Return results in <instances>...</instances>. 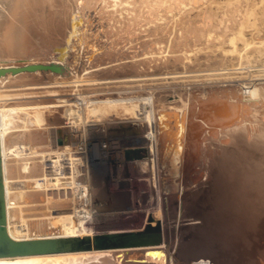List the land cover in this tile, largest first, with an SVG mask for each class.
<instances>
[{"label": "bare ground", "instance_id": "1", "mask_svg": "<svg viewBox=\"0 0 264 264\" xmlns=\"http://www.w3.org/2000/svg\"><path fill=\"white\" fill-rule=\"evenodd\" d=\"M189 1L0 0V67L17 66L14 63L19 62L15 61L18 57L23 60H21L23 63L19 65L31 64L25 63L26 58L33 56L38 50L44 56H37L33 60L41 63L44 57L45 61L60 63L64 67L62 72H55L59 75L51 70H45L46 72L35 70L16 74L9 72L4 76L17 75L13 80L20 84L42 81L48 72L49 75L53 73L55 79L61 78L62 80H55L61 83L69 80L68 77L74 74L76 79L74 78L70 84L75 85L76 90L79 91V93L77 91L78 95L68 90V95L54 100L38 101L36 99V102L34 99L35 102L29 103H26L28 100L0 102V136L7 229L10 236L21 240L93 235L99 231H137L125 225H117L118 221L124 220L125 216L137 211L147 213L148 220L144 227L146 228L150 223H157L162 236L161 244L155 246L19 256L15 257V260L2 257L0 264H188V259L187 262L183 260L182 253L175 252V242L179 243L186 236L195 235V233L202 237L214 224L219 234L223 231V241L228 246L227 253L224 250L222 251L225 253H221V256L225 258L216 259L215 255L214 258L212 256L215 264L218 259L224 264H264V81H260L264 78L262 70L254 74H245L240 70L231 71L227 76L217 75L211 78L210 82H221L220 84L207 83L203 86L176 87L174 90L178 99L174 101L166 99L165 92L168 89L165 90L163 83L160 85L165 91L162 88L157 90L158 88L154 89L155 87L150 86L153 89L140 91V97H137L139 94L134 90L130 91L131 89L125 92L120 91L131 86L130 81L125 83L127 85L123 83L122 86L118 85L115 90H112L113 92L119 90L116 96L112 94V96H101V93L95 94V91L83 94L84 92L80 91L81 79L96 75L98 70L113 72L131 68L136 74V72H142L144 62L150 65L157 63L161 70L178 61L187 67L188 62L194 60L190 52L188 36L194 29L204 31L205 24L202 18H200L202 22L197 24L190 18V20L184 18L183 13H186L184 11L193 10ZM231 5L230 7L233 6ZM237 5L239 4L235 7H238ZM227 10L229 11L230 8L228 7ZM235 10L237 11L236 8ZM238 11V14H244L240 13L244 10L239 8ZM191 16L188 15V17ZM72 17L78 21V26H75L77 35L67 45L66 37L74 31L71 26ZM170 22H173V25L167 28ZM151 30L154 31L153 38L140 40L143 35L148 37ZM40 32L45 33L48 38L46 42H42L43 46H38L40 48L36 46L32 50L28 42L31 37L38 36ZM207 36V33L201 34L198 39H204ZM35 39L37 42V38ZM202 41L199 42L203 44ZM58 46L67 47L64 61H60L56 55L52 54L53 48ZM251 75L254 77L249 83L243 81L226 83L229 80H243ZM134 80L131 81L133 84L136 82L140 84L139 79ZM181 81L195 83L196 79L186 77ZM24 89L27 90V88ZM139 89L137 88V91ZM140 105L144 109L142 117L137 114ZM59 106H63V112L70 111L65 121L62 124L59 122V125L56 123L50 126L49 132H40V128L44 129L42 122L46 120L42 117L46 116L43 112ZM86 110L88 115H85ZM162 111L165 113L160 114ZM109 112L115 115L111 120L97 119L90 123V120H94L96 116L92 113L107 114ZM172 119H175L173 126L170 124ZM111 122L114 125L111 124L108 127V123ZM160 124L164 127L168 126L167 133L164 132V128L160 131ZM63 127L65 131L61 133L62 138L59 140L58 128ZM86 128L98 134L100 130L104 137L107 131L109 134V129L112 133L122 132L133 135L131 139L138 143L135 150L137 149V153L141 154L140 158L143 161L142 163L138 160L141 166L138 165L137 167L140 166V168L135 169L137 171L134 177L136 183L140 184L143 195L138 199L127 184L131 182V179L123 177L121 173L112 174L111 172L109 178L116 184L120 199L128 194L130 199L125 196L127 199L119 202L118 196L115 197L110 192L105 194V197L109 199H104L98 195L93 196L88 189L89 196L84 200L81 197L82 192L78 202L74 201V207L69 208L77 212L76 218L73 217L74 211V213L71 211L73 214L70 216L62 215L63 217L52 218L53 216H50L54 213L53 208L63 205L62 207L66 206L65 209L68 212L67 207L73 199L69 200L70 204H63L65 200L52 203L47 187L70 184V191L76 195L82 188L77 184L80 175L75 174L77 171L74 163L81 162L80 164L84 166V173L81 175L83 181L91 179L92 168L95 166L104 168L108 160L118 161L122 169L126 170L125 162L118 158L119 154L113 149L115 147L102 148L100 141L97 148L99 150L92 152L93 154L89 156L87 152L77 151L80 149L77 146L78 142H72L75 137L71 139L65 137L67 132H80L84 139ZM178 129L179 134L176 138L174 135ZM38 132L40 136L36 135ZM72 135L78 136L77 133ZM37 138L39 141L36 140ZM166 138L167 143H170L172 138H174V144L178 143L175 148L168 151L169 154L172 151V160L174 157L179 158L180 154L183 160L181 174L178 176L179 181L176 183L171 179L172 193L164 191L162 186L164 174L160 165V156L164 150ZM58 140L61 141L59 145ZM67 143L69 146H66ZM20 146H22L21 150ZM53 147L56 149L53 150ZM17 148L18 151H16ZM101 148L104 150H100ZM46 161L52 162L49 171L46 169L48 166H45ZM25 180L26 184L31 181L34 187L28 188L26 184L24 185ZM38 201L40 203H36ZM183 245L185 246V243ZM203 245L205 247V244ZM147 249L159 250L160 253L149 256L144 253ZM195 255L197 257V254Z\"/></svg>", "mask_w": 264, "mask_h": 264}, {"label": "rangeland", "instance_id": "2", "mask_svg": "<svg viewBox=\"0 0 264 264\" xmlns=\"http://www.w3.org/2000/svg\"><path fill=\"white\" fill-rule=\"evenodd\" d=\"M201 1L198 0V2H197V0H190L189 2H190V5L192 6L193 10L192 9H188V10L184 11V12L187 13V15H185L186 13H183L185 19H189L190 18L191 21H193L196 24L197 23H201L202 19H203V21H205L204 31H202L201 29H196V30L194 29L192 31V34H189V36H188L190 52L192 53L191 54L192 55V59H194V60L188 62V66L187 67H185L184 64H181L178 61L175 64H172V63L169 64L165 69L161 70V68L159 67V65L157 63L156 64L154 63V64L150 65L147 62H144L143 63V68L144 69L142 70L141 73L140 72H136V74H134V69H131V68H127V69H124V70H115L113 72H111V71H107L106 72V71L98 70L96 75H94L92 77H88V78H84L83 77L84 79H81L82 81L80 82V84L81 83L82 84L80 86L81 87L80 91L84 92L83 94L92 93V92L94 93V91H95V94L96 93L97 94L101 93V96H105V95L106 96H109V95L110 96H112V95L116 96V95H118L119 90L114 91V92L112 90H115L116 89L115 87H117L118 85L120 86L123 83H124V85H127L125 83L126 82L129 83V81H130L129 85L131 84V86L125 88L126 90L125 89H121L120 90L121 92H125V91L131 89L130 91L134 90L135 93L139 94V95H137V97H140L141 96V92H143L145 90L153 89L154 87H155L154 89L158 88L157 90H159V89L161 90V88L164 86L165 90L168 89L167 90L168 92L167 91L165 92L166 99L168 101H174V100L178 99V95L176 94V92L174 90L176 87L185 86V85L187 87L188 86H195V85L203 86V85H207V83H209V84H220L221 82H215V83L212 82V81L210 82L211 78L214 77V76H217V75H225V76H227L231 71L240 70L242 72H245V74H254V72H257L259 70H262L264 72V0H245V1L244 0L243 1L242 0H203L204 2L202 1V3L203 4L206 3L204 5L201 3ZM236 4H239L237 6L240 8V10H244V11H240V13L243 12L244 14H242V13H241V15L238 14L239 13V11H238L239 8L235 7ZM201 5L204 6V7H200ZM227 5H229L228 6L230 8L229 11L227 10L228 9ZM230 5L233 8L230 7ZM244 7H245V9H242ZM231 8L234 11H236L235 10V8H236L237 11L234 12ZM247 8H249V9H247ZM197 9L201 10L200 11L201 13L198 10L200 16H201V14H203L201 17L199 16V14L197 12ZM203 9H204V11L202 12ZM188 11L189 12L193 11V12L189 13ZM225 13H227V14H225ZM188 15L189 16L193 15V16L188 17ZM239 15H240V17H239ZM221 17H223V18H221ZM227 17H228V19H227ZM200 18H202V19H200ZM241 18H243V20ZM192 19H194L195 21L192 20ZM235 19H236V21H235ZM198 20H200V21H198ZM221 20H222V22H221ZM239 20H240V23H239ZM233 21H235V23ZM237 21H238V23H237ZM241 21H243L242 24L244 26H242ZM236 23H237V25H236ZM172 25H173V22H170L167 25V28H169ZM150 32L151 33L148 34V37H146L147 35L146 36L143 35L142 38H140V40H143L145 38H153L154 34H152V32H154V31L151 30ZM205 33L208 34V36L206 38L198 39V36H201V34H205ZM45 36H46V39H45ZM149 36H151V37H149ZM35 38H37V42H35V40H36ZM47 38L48 37H47V35L45 33H41L40 32V34L38 36L35 35L34 37H31L32 41L30 40L28 42V46L32 47L33 48L32 50H34L36 48V46L37 47L38 46H40V47L43 46L42 42H44V41L46 42ZM39 39H40V41H39ZM41 39H43V40H41ZM200 40H203L202 42H204V43L201 44V42H199ZM38 42H40V44ZM60 43H62V42H60ZM40 47H38V48H40ZM30 50H31V48H30ZM40 52L41 51L38 50L37 52H35V54L33 56H30L29 58L27 57L28 59L26 58L27 62L25 61V63H38V62H40V61L37 62V60H33L37 56H44L43 54H40ZM37 54H39V55H37ZM30 59H31V62H30ZM42 60H41V63H45L47 61V60L45 61L44 57H42ZM21 63H23V62L19 61L17 63H14V65L15 64L19 65ZM10 64L13 65V63H10ZM3 65H5V63ZM129 69H131V70H129ZM42 71H45V70H42ZM121 71H123V72H121ZM23 72L27 73L29 71H23ZM108 72H110V73H108ZM101 73H102V75H101ZM54 74H56V73L54 72ZM56 75H59V74L57 73ZM8 76H1L0 77V102H2V103L3 102L12 103L13 101L14 102L15 101H20V102L21 101L22 102L25 101L26 102L27 100L28 101L26 103H29V102H35V101L37 102V100L40 101L41 99L42 100H44V99L45 100H47V99L48 100H54L56 98L65 97L66 95H68L67 93H69V92H71V93L73 92V93H76V94L79 93V91L76 90L77 89L76 86L75 85L73 86V84H70V82L72 83L74 81V78L76 77L74 74H72L71 76L68 77L69 80H66V82H61V83L60 82H55V80H62L61 78H56L55 79L53 73H50V75H49L48 72H47V75H45L46 77H44L42 79V81H35V82H28V83H22L21 82L20 84H19V82L16 83V81L13 80L14 77L17 76V75H13V77H10V74H9ZM263 76H264V74H263ZM186 77H193L194 79H196V82L195 83H192L190 81L189 82L188 81L182 82L181 79L185 80ZM252 77H254V76L251 75L250 77H248L246 79L237 80V81L229 80L226 83L227 84L228 83L232 84L233 82L237 83L239 81H243L244 83H249V81L252 79ZM52 78H53V80H52ZM90 79H92V80H90ZM132 79L133 80L134 79L135 80L139 79L140 84H138V82H136V84H133L132 83L133 82ZM142 79H144V80H142ZM70 80H72V81H70ZM257 80H259V79H257ZM67 81H69V83H67ZM95 81H96V83H95ZM120 81H122V82H120ZM260 81H264V78L260 79ZM31 83H32V85H31ZM118 83H120V84H118ZM143 83L146 86L142 85ZM157 83H159V85ZM162 83H163V86L161 87L160 84H162ZM164 83H166V84H164ZM21 84H23V85H21ZM28 84H29L30 87L28 86ZM64 84H66V86ZM104 84H106V85H104ZM108 84H109V86H108ZM136 85L138 87H136ZM139 85L141 87L144 86V87H142L143 90L141 89V87ZM153 85H155V86H153ZM101 86H102V88H101ZM110 86H112V87H110ZM113 86H114V89H113ZM132 86H133V88H132ZM150 86H152L153 88L150 87ZM14 87H15V89H13ZM105 87L108 88V89H106ZM109 87H110V90H109ZM17 88H20V89H17ZM23 88H27V90L26 89L23 90ZM82 88L83 89L85 88V89L83 90ZM137 88L138 89L140 88V89L137 91ZM163 88H162V90H164ZM71 89H72V91H71ZM102 89H104V90H102ZM105 89H106V91H105ZM17 90H18V92H17ZM68 90H69V92H68ZM73 90L74 91L76 90V91L74 92ZM89 90H90V92H89ZM77 91H78V93H77ZM23 92H25L26 94H24ZM102 93H104V94H102ZM32 99H33V101H32ZM34 99H35V101H34ZM78 102H80V101L78 100ZM142 108L143 107L141 105L138 106L137 114L140 117H142V115H143V110L144 109H142ZM64 109H65V107H64ZM86 111H85V115H88V111H87V113H86ZM65 112H67V110ZM65 112H63V106L54 107V108H51V109H47V111H44L43 115L45 114L46 116H42V117L44 119H46V120H44L46 123L44 121L42 122V124H44L43 125L44 129L40 128L39 131L40 132H42V131L43 132L44 131H48L49 132V130H50L49 127L50 126H52V125H54L56 123L58 124L59 122H61V124H62L65 121L64 119L67 118L66 115H68L70 113V111H68L67 113H65ZM90 114L91 113H89V115ZM92 115H94V116L96 115V116L94 117L95 118L94 120H92V121L90 120V123L95 122L97 119H100V120H102V119L103 120H107V119L111 120L112 118L115 117V115L110 113V112L107 113V114L106 113H102V114L92 113ZM102 115H104V116H102ZM48 117H51V118H48ZM59 119H60V121H59ZM111 124L114 125V123L111 122V123H108V127L111 126ZM115 124H118V123H115ZM63 131H65L64 127L63 128H58V136H59L58 139L59 140H60V138H62L61 133L63 134ZM85 132L86 133H84V134H86V137L84 135V137H85L84 139H82L83 135H81L82 133H80V132H67L65 137H67L68 139H71V137H73V138L75 137L72 142H78L77 146L80 147V149H78L77 151L80 152V150H81L80 153L87 152V155L90 154L89 156H91L93 154L92 152H96V151L99 150L97 148L99 147L100 143H101V145H103L102 148H104V146H107V148L115 147L113 149L116 150L117 153L119 154L118 158L120 160L122 159L125 162L124 164L126 166V170L122 169V167L120 166L118 161H116V160L115 161L114 160L113 161L108 160L107 163H105L104 168H102L101 166L100 167H98V166L96 167L95 166V168H92L91 169L92 173H90V178L91 179L88 180V181H83L81 175L84 173V166L80 164L81 162L74 163L75 164L74 168H76L75 170L77 171V173L75 172V174L76 175H80L79 176L80 178L78 179L79 183L77 182V184H79L82 188H80L81 190L76 195L74 192L70 191V189H69V185L70 184H65L64 183V186H61V184H57V185H54V186L49 185L47 187V189H48V194H50V196L52 198V203H53V201L54 202L55 201L58 202L59 200H61V201L65 200V201H63L64 203L62 202L63 204H65V203L66 204H70L72 202L67 207L68 208L67 209L68 212L65 209L66 206L62 207L63 205H61V207L56 206L55 208H53V209H55L54 210L55 214L53 213L50 216V217L53 216L52 218L56 219V218H59V217H63L62 215L70 216L74 212H75V214H73L74 215L73 217L76 218L75 215L77 214V212L74 211V209H69V208L74 207V201L78 202L79 198L83 197L84 200H85L86 197L89 196L88 195L89 190H90L89 193H91L93 196H97L98 195V196H100V197H102L104 199H109V198L105 197V194H107V193L109 194V192L112 193L113 196L115 195V197H116V195L118 196L117 189H116L117 186H116V184L113 181H110L111 178H109L111 172H112V174L121 173L123 175V177L129 178V180L131 179L130 180L131 182H129L127 184H129V188H131L133 190L134 195H136L138 197V199H140L139 196L143 195L140 184L136 183V181H135V177H136V175H135L136 172L135 171H137L135 169L140 168L141 162L143 163V161H142V158H140L141 154L137 153V151H138L137 149H136L137 151L135 150V148L138 147V143L134 139H131V137L133 135L126 134V133L123 134L122 132H114V133H112L110 131V129H109V134H107L108 131H107V133H105L106 134L105 137H104V135L102 136L103 132H101L100 130H99V134H98V132H95V131L92 132V130H90V128H86ZM73 133H77L78 136L72 135ZM36 135L40 136L41 134L38 132ZM121 135H123V136H121ZM38 138L36 139L37 141H39V139H40V138L39 139ZM85 141H87V142H85ZM132 141H134V142H132ZM98 142H100V143L98 144ZM59 144L60 143H58V145ZM67 144L68 145H66V146H69V143H67ZM82 144H85V145L83 146ZM21 147L22 146H20V150H21ZM59 147H61V145ZM102 148L100 150H104ZM52 149L54 150V149H56V147H53ZM16 151H18V148L16 149ZM65 151H66V149H65ZM132 155H133V157H132ZM65 156L67 157V155H65ZM138 160H140L141 162L138 161ZM51 163H52L51 161H46L45 162V166H48L46 168L48 171L51 169ZM138 165H140V166L137 167ZM79 168H80V170H79ZM141 168H143V167H141ZM116 171H117V173H116ZM131 173H132V175H131ZM17 175L18 174L16 172L15 176L17 177ZM100 177H101V179H100ZM107 178H109V179L107 180ZM103 179L106 180V181H104ZM25 182H27V181L26 180L24 181V185L26 184ZM29 182H30V185H29ZM86 183H87V185H86ZM89 183H90V185H89ZM96 184H98V185H96ZM67 185H68V187H67ZM26 186H28V188H31V187H34V184L31 181H28ZM86 186H87V189H86ZM82 189H83V191H82ZM81 193H82V196H81ZM84 195H86V196H84ZM92 195H91V197H92ZM125 196L128 197V196H130V194L122 196V198L124 197L123 200H122V198L120 199V197L118 196L117 201H119V202L125 201V199H127V197H125ZM83 198H82V200H83ZM72 199H73V201L70 202L69 200H72ZM128 199H130V198L128 197ZM104 202H107V201H104ZM143 202H144V200H143ZM36 203H40V202L38 201ZM139 203L140 202L138 201V205H140ZM57 207H58V209H57ZM62 208H63V211H61ZM71 211L72 212L74 211V212L72 213ZM138 212L139 211H137L135 213L132 212L133 214L131 213V215H128L129 217L125 216L124 220H120V222L118 221L119 224L117 223V225H120V226H124L125 225L128 228H131V229L133 228L134 230H139V229L142 230V229H144L145 228L144 226H146V223H147V220H148L147 213L145 211H142V212H139V213ZM142 213H144L145 215L142 214ZM215 218H217V217H215ZM59 230H62V229H59ZM103 232H105V231H99L98 233H103ZM220 233L221 234H219V230L217 229L216 225L214 224L213 227H209L208 232L206 231L204 233L206 235L203 234L204 236H202V237L199 236V235H198L199 236L198 237L197 234L195 233V235L194 234H190V236L193 235V236H191L192 238H190L189 235L186 236L185 238H183L181 240L182 242L181 241L179 242L180 244L178 243V241L175 242L174 250L176 249L175 252H177L179 254L182 253L181 255L183 256L182 257L183 260H185V262H187V259H188V262H187L188 264H215V262H213L214 259H212V256L214 258V255H215L216 259L219 258V257H221V259H222L224 256H221V255L223 253H225V252L227 253V251H228L227 243H224V241H223V236H224L222 234L223 231L220 232ZM218 235H219V237H218ZM214 236L216 238H214ZM198 238H199V240H198ZM200 238H202V239H200ZM194 239L195 240L197 239L198 242L197 241L195 242ZM211 240H212V242H211ZM218 240H220V241H218ZM205 241H206V243H205ZM184 243H185V246L183 245ZM191 243L193 245H191ZM181 244H182V246H181ZM203 244H205V247H204ZM222 244H223V246H221ZM215 245H216V247H215ZM220 246H221V249H220ZM183 247H185V248H183ZM215 250L217 252H215ZM222 250H224L225 252L222 251ZM186 254H187L188 257L186 256ZM194 254H197V257H196V255L194 256ZM209 255H210V257H209ZM217 255H218V257H217ZM192 257H193L194 260L192 259ZM219 259H218L217 263L218 264H224V263H220L221 260H219Z\"/></svg>", "mask_w": 264, "mask_h": 264}, {"label": "water", "instance_id": "3", "mask_svg": "<svg viewBox=\"0 0 264 264\" xmlns=\"http://www.w3.org/2000/svg\"><path fill=\"white\" fill-rule=\"evenodd\" d=\"M72 33H69L66 37L67 45L76 37L75 26H78V21L72 17L71 22ZM66 45V46H67ZM66 46L54 47L52 54L56 55L60 61L65 60ZM15 59V61H21L22 59ZM23 61V60H22ZM63 65L56 62L49 63H31L17 66H2L0 67V76H4L7 73L16 74L22 71H35V70H51L52 72H62ZM165 113L162 111L160 114ZM175 119L170 121L173 126ZM168 127V126H167ZM160 124L159 129L164 128V132L167 133L168 128ZM179 129L174 137L177 138ZM172 138L170 143L164 141V150L160 156V165L163 169L164 179L162 177L163 190L168 193L171 192V179L176 183L179 181L178 176L181 174V154L178 157H174L172 160L171 154L168 153L178 143H173ZM61 141H59L60 143ZM185 152H187L185 150ZM168 157V158H167ZM162 242V236L160 232L159 224L150 223L145 229L132 231L122 230L116 232H103L93 235H81V236H62V237H45L35 239H21L17 240L10 236L7 229V211L5 201V185L3 174V160H2V145L0 136V258H14L19 256H37L42 254H52L60 252H74L82 250H98V249H112V248H131V247H148L159 245ZM146 255L159 254V250L147 249L144 252Z\"/></svg>", "mask_w": 264, "mask_h": 264}]
</instances>
